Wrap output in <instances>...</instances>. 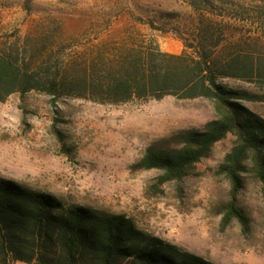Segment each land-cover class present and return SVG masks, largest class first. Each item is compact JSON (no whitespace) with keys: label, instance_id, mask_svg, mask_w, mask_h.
<instances>
[{"label":"rangeland","instance_id":"1","mask_svg":"<svg viewBox=\"0 0 264 264\" xmlns=\"http://www.w3.org/2000/svg\"><path fill=\"white\" fill-rule=\"evenodd\" d=\"M194 2L222 23L217 28L229 42L238 41L264 62V0H0V52H18L27 60L49 53L61 64L113 49L138 30L164 53L190 54L183 39L192 42L201 22ZM224 83L264 95L257 82ZM245 105L264 118V101ZM213 119L210 101L168 96L119 107L68 98L56 120L48 95L33 91L23 102L15 93L0 102V177L125 214L139 228L216 264H264V198L251 172L244 174L238 198L249 231L237 220L222 225L231 183L218 168L234 135L219 142L190 176L160 190L162 172L138 168L149 146L166 145L183 130H202Z\"/></svg>","mask_w":264,"mask_h":264},{"label":"trees","instance_id":"2","mask_svg":"<svg viewBox=\"0 0 264 264\" xmlns=\"http://www.w3.org/2000/svg\"><path fill=\"white\" fill-rule=\"evenodd\" d=\"M201 22L192 53L169 54L140 31L120 39L113 49L93 52L85 59L57 64L51 54L32 60L20 53L0 52V102L19 93L23 102L37 91L48 95L54 118L68 98L103 106L206 99L214 119L204 129L174 134L166 145L149 146L138 164L162 172L157 188L181 182L208 158L216 145L232 134V150L218 172L231 183V199L222 225L237 220L247 233L249 218L238 206L244 174L262 185L264 198V118L245 105L264 101V95L232 87L226 79L264 86V62L240 43L229 42L222 23L210 18L200 3H192ZM207 8V7H205ZM155 28V25H150ZM56 62V63H54ZM55 134L63 140L56 128ZM216 264L141 228L125 214L67 202L53 194L0 177V264Z\"/></svg>","mask_w":264,"mask_h":264}]
</instances>
